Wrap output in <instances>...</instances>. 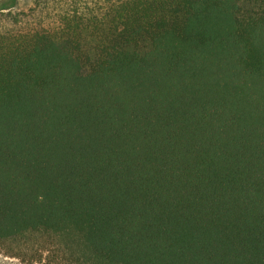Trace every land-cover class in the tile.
<instances>
[{"label":"trees","instance_id":"1","mask_svg":"<svg viewBox=\"0 0 264 264\" xmlns=\"http://www.w3.org/2000/svg\"><path fill=\"white\" fill-rule=\"evenodd\" d=\"M0 0V245L67 264H264V0Z\"/></svg>","mask_w":264,"mask_h":264},{"label":"rangeland","instance_id":"2","mask_svg":"<svg viewBox=\"0 0 264 264\" xmlns=\"http://www.w3.org/2000/svg\"><path fill=\"white\" fill-rule=\"evenodd\" d=\"M32 6V0H16L12 11H27ZM0 264H67V256L57 239L34 235L0 245Z\"/></svg>","mask_w":264,"mask_h":264}]
</instances>
